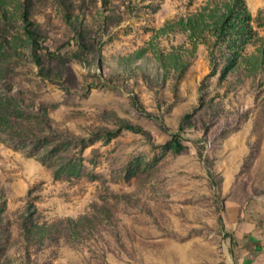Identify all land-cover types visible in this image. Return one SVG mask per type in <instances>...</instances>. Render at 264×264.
Instances as JSON below:
<instances>
[{
	"label": "rangeland",
	"instance_id": "1",
	"mask_svg": "<svg viewBox=\"0 0 264 264\" xmlns=\"http://www.w3.org/2000/svg\"><path fill=\"white\" fill-rule=\"evenodd\" d=\"M0 264H264V0H0Z\"/></svg>",
	"mask_w": 264,
	"mask_h": 264
},
{
	"label": "trees",
	"instance_id": "2",
	"mask_svg": "<svg viewBox=\"0 0 264 264\" xmlns=\"http://www.w3.org/2000/svg\"><path fill=\"white\" fill-rule=\"evenodd\" d=\"M24 21H25V23H26V28H27V32L29 33V35L32 37V38H36L37 36H36V34L35 33H33V32H31V30H30V26H31V24H30V21H29V15H28V13H25L24 14ZM130 129H134L133 127H129ZM168 148H172L175 152H177L180 148H181V145H180V143L179 142H177V141H175V142H173L170 146H168Z\"/></svg>",
	"mask_w": 264,
	"mask_h": 264
}]
</instances>
